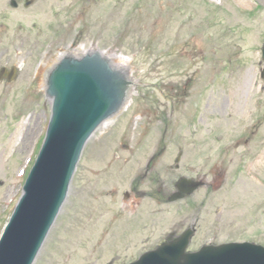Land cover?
<instances>
[{
  "label": "rangeland",
  "instance_id": "374dc122",
  "mask_svg": "<svg viewBox=\"0 0 264 264\" xmlns=\"http://www.w3.org/2000/svg\"><path fill=\"white\" fill-rule=\"evenodd\" d=\"M17 1L14 8L12 0H0V55L9 52L6 61L21 67L15 82L0 84V236L51 116L40 75L64 53L101 50L129 69L137 88L124 114L101 126L86 147L68 199L35 264H124L135 259V244L149 239L144 245L154 248L165 230L134 232L138 213L122 202V192L130 189L135 176L122 174L119 157L145 154L146 159L154 154L155 141L165 138L174 167L181 142L196 138L200 142L189 145L184 161L191 164L195 155L214 154V146H202L211 143L205 138V132H212L208 124L225 134L221 150L234 145L227 158L220 155L231 179L230 192L219 203L226 210L220 223L226 224V232L218 239L264 241V186L237 173L247 149L235 144L245 125L253 128L249 122L259 112L263 126L260 134L254 132L251 145L264 141V0H246V6L237 0ZM203 127L205 132H200ZM137 140L146 145L140 148ZM130 144L123 152L122 145ZM254 175L264 178V154ZM153 177L159 185L179 179L175 172L154 171L145 181ZM109 191L111 199L105 196ZM260 203L263 215L255 220ZM168 213L172 217L166 225L172 228L177 213ZM210 223L203 224L193 249L216 234Z\"/></svg>",
  "mask_w": 264,
  "mask_h": 264
},
{
  "label": "water",
  "instance_id": "95a60500",
  "mask_svg": "<svg viewBox=\"0 0 264 264\" xmlns=\"http://www.w3.org/2000/svg\"><path fill=\"white\" fill-rule=\"evenodd\" d=\"M128 77L127 69L116 67L98 51L80 58L66 56L49 72L47 94L53 100L49 131L0 241V264H34L66 201L86 143L105 120L123 109L129 90L132 93L134 84ZM42 82L45 89V78ZM188 243L185 237L138 264H264V252L254 253L246 246L207 247L186 254Z\"/></svg>",
  "mask_w": 264,
  "mask_h": 264
},
{
  "label": "flooded vegetation",
  "instance_id": "af4514ba",
  "mask_svg": "<svg viewBox=\"0 0 264 264\" xmlns=\"http://www.w3.org/2000/svg\"><path fill=\"white\" fill-rule=\"evenodd\" d=\"M7 53L9 52H4L0 55V73L5 69L11 70L13 68L10 61L8 59L6 61ZM161 142L162 141L159 142L158 146H161ZM202 146L216 147L213 142L203 144ZM168 147V145L163 144L160 151L157 150L155 154L149 157L145 166H139L137 169L140 170L144 168L145 175L156 171L158 173L179 172L181 177L188 178L198 176L204 186L190 195L182 194L183 197L174 202L171 201V197L177 192L175 190L177 183L175 182H167L160 187L147 188H139L136 185L140 183L134 182L129 190L123 192V198H126V203L131 206L132 210H135V212L138 213L137 219L134 222L137 226L136 231L139 235V230L143 229L146 234L149 233L148 228L156 229L157 227H161L165 230V232L161 234V238H159V243L155 245L154 248L146 249L144 251L146 252L155 249L169 238L174 241L182 236L188 229H192L194 232L193 240L191 242L192 244L201 235V228L206 221H211L210 230L216 233L215 235L209 234L212 236V239L208 240L207 244L221 243L218 239V235L220 236L226 231V226L225 224L220 226L219 222L220 191L223 189L222 183H224V181L219 178L220 169L218 164L214 162V159L210 155H195L194 159H196V161L191 164H185V162H183L180 165L177 162L173 167L171 166V163H169L170 159H168L170 154H166L169 152ZM188 149L189 146H187L186 153ZM199 162V167L197 164H194ZM138 163L141 164L142 161H138ZM142 204H148L151 207L150 209L141 208ZM209 207H211V209L207 210ZM169 211L177 213V216L175 215L177 217V222L172 228L171 226L166 225L167 222H170L172 217V215L170 217L168 213ZM209 211H212L213 213L211 214ZM249 214H251V209ZM194 215H196V217L193 218ZM206 215L211 218H209V220H204ZM213 215L216 219L213 218ZM148 241L150 240L148 239Z\"/></svg>",
  "mask_w": 264,
  "mask_h": 264
},
{
  "label": "bare ground",
  "instance_id": "6f19581e",
  "mask_svg": "<svg viewBox=\"0 0 264 264\" xmlns=\"http://www.w3.org/2000/svg\"><path fill=\"white\" fill-rule=\"evenodd\" d=\"M238 1V4L239 5H241V6H246V4H247V1L246 0H237ZM129 78V80L134 84V86H135V83L133 82L134 81V79L133 78H131V77H128ZM133 89H134V87H133ZM133 92V91H132ZM22 128H23V125L21 124L20 126H19V128H18V132H19V134H21V131L20 130H22ZM18 132L13 136V138H14V140H16L17 139V137H18Z\"/></svg>",
  "mask_w": 264,
  "mask_h": 264
}]
</instances>
